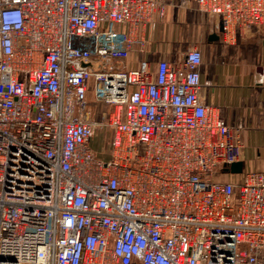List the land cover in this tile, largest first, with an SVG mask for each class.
<instances>
[{
	"label": "built area",
	"instance_id": "1",
	"mask_svg": "<svg viewBox=\"0 0 264 264\" xmlns=\"http://www.w3.org/2000/svg\"><path fill=\"white\" fill-rule=\"evenodd\" d=\"M169 3L0 0V264H264V170L214 179L244 145L204 101L202 49L125 66ZM186 3L264 31V0Z\"/></svg>",
	"mask_w": 264,
	"mask_h": 264
},
{
	"label": "crops",
	"instance_id": "2",
	"mask_svg": "<svg viewBox=\"0 0 264 264\" xmlns=\"http://www.w3.org/2000/svg\"><path fill=\"white\" fill-rule=\"evenodd\" d=\"M166 1L171 4L164 17L156 14L155 27L145 24L133 32L125 66L136 68L143 59L155 66L160 58L176 60L188 48L200 47L204 101L230 124L240 126L243 171L264 170V31H247L232 39L216 19L199 13L191 3ZM212 34L219 37L211 39Z\"/></svg>",
	"mask_w": 264,
	"mask_h": 264
},
{
	"label": "rangeland",
	"instance_id": "3",
	"mask_svg": "<svg viewBox=\"0 0 264 264\" xmlns=\"http://www.w3.org/2000/svg\"><path fill=\"white\" fill-rule=\"evenodd\" d=\"M88 101H89V108L92 110V112H95V113H100L101 111L103 110H106V109H110V106L109 105H106V104H103V103H100V102H97L94 98V95H93V92L89 94L88 96ZM105 133H101L99 135V137H96L94 139V145L100 150L102 149V146H106V142H107V137H105ZM243 173H240V177L243 176ZM236 173H232L230 171H226V170H221V168H218L215 170L214 172V179H217V180H221V179H225L224 177H233Z\"/></svg>",
	"mask_w": 264,
	"mask_h": 264
},
{
	"label": "water",
	"instance_id": "4",
	"mask_svg": "<svg viewBox=\"0 0 264 264\" xmlns=\"http://www.w3.org/2000/svg\"><path fill=\"white\" fill-rule=\"evenodd\" d=\"M220 29L222 30L221 26ZM211 39H217L219 36L217 34H212ZM86 65H90V63H87ZM226 171H230L232 173H242L243 172V162L239 161V162H235L232 163L229 167H225Z\"/></svg>",
	"mask_w": 264,
	"mask_h": 264
}]
</instances>
